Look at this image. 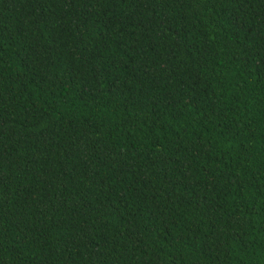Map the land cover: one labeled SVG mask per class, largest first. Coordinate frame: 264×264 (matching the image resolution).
I'll list each match as a JSON object with an SVG mask.
<instances>
[{
    "label": "trees",
    "instance_id": "16d2710c",
    "mask_svg": "<svg viewBox=\"0 0 264 264\" xmlns=\"http://www.w3.org/2000/svg\"><path fill=\"white\" fill-rule=\"evenodd\" d=\"M0 264H264V0H0Z\"/></svg>",
    "mask_w": 264,
    "mask_h": 264
}]
</instances>
